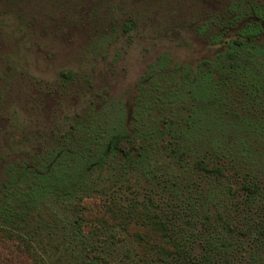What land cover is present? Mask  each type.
Here are the masks:
<instances>
[{
	"label": "rangeland",
	"instance_id": "obj_1",
	"mask_svg": "<svg viewBox=\"0 0 264 264\" xmlns=\"http://www.w3.org/2000/svg\"><path fill=\"white\" fill-rule=\"evenodd\" d=\"M253 2L0 0V264H264V33L226 55Z\"/></svg>",
	"mask_w": 264,
	"mask_h": 264
},
{
	"label": "trees",
	"instance_id": "obj_2",
	"mask_svg": "<svg viewBox=\"0 0 264 264\" xmlns=\"http://www.w3.org/2000/svg\"><path fill=\"white\" fill-rule=\"evenodd\" d=\"M249 8H250L251 13H253V15L255 16V19L252 20L251 22H248L242 29L239 30L238 35L241 38H240V40L239 39L236 40V43H234L232 45V47L228 50V53L226 54L227 56L232 55V56L238 57L237 56V52L238 51L250 52L252 50V46L254 45V44H252V41L257 39L258 38L257 36H260L261 34L264 33V5H260V4L256 5L253 2V3H251ZM248 59H249V61L245 65V66H248L247 67V70H248L247 75L250 74L251 69H252V67L250 65V57H248ZM261 65L264 66V61L261 63ZM261 74H262V71H261ZM258 76L259 75L256 76V80L257 81H259V77ZM261 76L264 77V74L261 75ZM185 77H190L192 79L193 74L188 72V71H186L185 72ZM246 81L248 82L247 84H250L251 88H256L257 85H258L254 81L251 82L248 79H246ZM250 90H252V89H250ZM258 90L264 91V83H262V85L259 87ZM192 93L194 94L193 95L194 99L199 98L200 100H202V102L205 103V107L206 108L204 109V111H206V113L211 115V112H213L212 110H215V111L219 112V107L216 104H211L210 105V103H209L210 100L207 99L206 94H205V90L202 91L201 89H196ZM214 119L216 121H221L219 115L217 117H214ZM192 121H193L192 125H188L189 127L183 128L180 131L181 138L183 140H185V139L189 140L190 139L189 134H192V133H197L198 134L200 132V130L201 129L203 130L204 127H205L204 126V127L199 128L197 130H194V128H193L194 127V123L197 121L195 119V115H192ZM257 122H259V121H255V119H253L252 117H249L247 115L241 117L240 120H236V122H234L236 124H239L240 128L246 130L247 133H249L248 137L239 136V135L237 137L239 140H238V143L235 145V148L240 150L241 156H244V155H247V154H249V155L253 154V146L251 145L250 141L253 138L251 136V134L254 133L255 124ZM259 123L262 126L263 134H264V119H263V121H261ZM229 124L233 125V123H229ZM96 134H97V131L94 132L93 135H89L88 137L90 138V136H91L90 140L92 141V143L98 145L99 144V136H97ZM128 146H132L129 139H127L125 137H121V136L116 137L110 143V149H109L108 153H106V155L109 156L110 154H112V152L115 153L116 151H122V152L128 153V152H126V148H128ZM134 147L135 146H133V148ZM221 154L224 155L226 158L230 159V161H231L230 163L234 162L232 153L231 154L230 153L227 154V151H224V152L222 151ZM140 155L143 156L144 154L140 153ZM103 160H104V157L102 158V161ZM57 162H58V165H53V167H52V174L51 175H43V177H41V182L44 181V180H47V178H49V177H52V175L54 177H57V178L65 179L64 173L72 174L71 171L73 170V166L69 165L68 159L65 158V156L63 158H59L57 160ZM198 166H199V168H201V169H203V170H205L207 172H210V173L216 172L217 174H220V175L225 174V172H223V168L222 167L214 166L213 164H211L209 162L204 163V162L200 161L198 163ZM60 180H62V179H60ZM235 189H237L238 191L246 190V191H249V192H255L257 190V187H256V185H249L248 183H244L243 182L241 184H235V186H233V187L231 186L230 187V190L233 191V192L235 191ZM48 191H51V189L49 187H46V183H43V186H41V188L35 189V191H32V192H33V194H35L34 198L37 199V195L38 194H42V193H45V192H48ZM71 192L72 191H70V193ZM160 223H161V225H160L161 228L160 229H163L164 237L166 239L169 238V241L174 243V245L176 247H177V245L180 246L179 242L173 236H171L170 233L168 232L169 231L168 222L164 221V220H160ZM215 246L219 247L218 244H216Z\"/></svg>",
	"mask_w": 264,
	"mask_h": 264
}]
</instances>
